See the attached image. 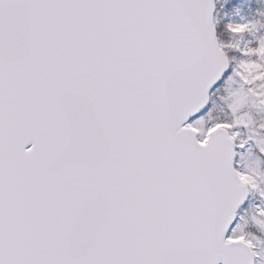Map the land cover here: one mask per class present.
<instances>
[{
    "label": "snow or ice",
    "instance_id": "6c2138e0",
    "mask_svg": "<svg viewBox=\"0 0 264 264\" xmlns=\"http://www.w3.org/2000/svg\"><path fill=\"white\" fill-rule=\"evenodd\" d=\"M0 264H264V0H0Z\"/></svg>",
    "mask_w": 264,
    "mask_h": 264
}]
</instances>
